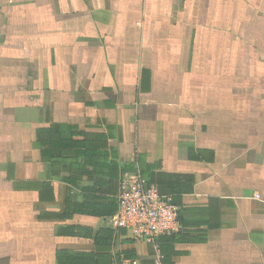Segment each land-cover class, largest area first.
Listing matches in <instances>:
<instances>
[{
    "label": "crops",
    "instance_id": "0c3cea01",
    "mask_svg": "<svg viewBox=\"0 0 264 264\" xmlns=\"http://www.w3.org/2000/svg\"><path fill=\"white\" fill-rule=\"evenodd\" d=\"M135 171L158 252L113 223ZM124 252L264 264V0H0V264Z\"/></svg>",
    "mask_w": 264,
    "mask_h": 264
},
{
    "label": "built area",
    "instance_id": "2783aa9c",
    "mask_svg": "<svg viewBox=\"0 0 264 264\" xmlns=\"http://www.w3.org/2000/svg\"><path fill=\"white\" fill-rule=\"evenodd\" d=\"M113 223L117 229L126 231L134 242L151 245L158 252V237L180 228L179 207L171 196L161 195L156 187L148 186L139 171L124 173L119 180ZM114 264L138 263L119 258Z\"/></svg>",
    "mask_w": 264,
    "mask_h": 264
},
{
    "label": "trees",
    "instance_id": "16d2710c",
    "mask_svg": "<svg viewBox=\"0 0 264 264\" xmlns=\"http://www.w3.org/2000/svg\"><path fill=\"white\" fill-rule=\"evenodd\" d=\"M131 173H133V172H131ZM123 175V174H122ZM121 175V176H122ZM120 176V177H121ZM119 180H120V178H119ZM146 184L148 185V183H147V181H146ZM171 196V195H170ZM172 197V196H171ZM172 200H173V197H172ZM174 202V201H173ZM179 231V230H178ZM178 231L177 232H175V233H172V234H170V235H164V236H160V237H158V239H157V243H158V250H161V246L159 245V242L161 241V239H165V238H172L173 236H175L177 233H178ZM123 255H119V258H125V259H130V260H132V261H134V260H136L135 259V257H133V256H129L128 255V252H124V253H122ZM118 258V259H119ZM114 263V262H113Z\"/></svg>",
    "mask_w": 264,
    "mask_h": 264
}]
</instances>
